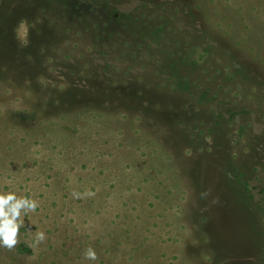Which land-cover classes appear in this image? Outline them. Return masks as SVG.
I'll use <instances>...</instances> for the list:
<instances>
[{
    "label": "rangeland",
    "instance_id": "rangeland-1",
    "mask_svg": "<svg viewBox=\"0 0 264 264\" xmlns=\"http://www.w3.org/2000/svg\"><path fill=\"white\" fill-rule=\"evenodd\" d=\"M8 192L0 264H264V0H0Z\"/></svg>",
    "mask_w": 264,
    "mask_h": 264
},
{
    "label": "clouds",
    "instance_id": "clouds-1",
    "mask_svg": "<svg viewBox=\"0 0 264 264\" xmlns=\"http://www.w3.org/2000/svg\"><path fill=\"white\" fill-rule=\"evenodd\" d=\"M38 207L39 202L34 198L18 196L15 192L0 194V247L8 250L16 247L19 242V230L24 226L22 213L35 212ZM34 239L39 245L46 240V235L43 231H38ZM83 256L85 260L91 262L98 259L92 247L85 249Z\"/></svg>",
    "mask_w": 264,
    "mask_h": 264
},
{
    "label": "trees",
    "instance_id": "trees-1",
    "mask_svg": "<svg viewBox=\"0 0 264 264\" xmlns=\"http://www.w3.org/2000/svg\"><path fill=\"white\" fill-rule=\"evenodd\" d=\"M228 60H230V61H231V59H230V58H228Z\"/></svg>",
    "mask_w": 264,
    "mask_h": 264
}]
</instances>
